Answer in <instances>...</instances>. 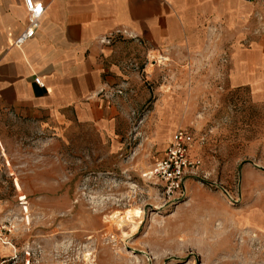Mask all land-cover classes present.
<instances>
[{
	"label": "rangeland",
	"instance_id": "374dc122",
	"mask_svg": "<svg viewBox=\"0 0 264 264\" xmlns=\"http://www.w3.org/2000/svg\"><path fill=\"white\" fill-rule=\"evenodd\" d=\"M160 56L125 64L117 144L73 120L11 121L0 227L21 264H264V102L229 89L221 62ZM180 127L205 140L168 202L146 175ZM131 209L134 227L118 221Z\"/></svg>",
	"mask_w": 264,
	"mask_h": 264
},
{
	"label": "crops",
	"instance_id": "0c3cea01",
	"mask_svg": "<svg viewBox=\"0 0 264 264\" xmlns=\"http://www.w3.org/2000/svg\"><path fill=\"white\" fill-rule=\"evenodd\" d=\"M33 1L44 6L37 28L16 46L14 38L27 26L26 6L0 0V210L9 185L2 162L11 121L31 126L73 120L117 144L122 99L99 90L136 75L127 61L174 53L209 57L222 63L229 89L248 87L253 101L264 102V32L253 33L255 8L245 0ZM116 29L126 34L100 41ZM20 262L9 240H0V264Z\"/></svg>",
	"mask_w": 264,
	"mask_h": 264
},
{
	"label": "built area",
	"instance_id": "2783aa9c",
	"mask_svg": "<svg viewBox=\"0 0 264 264\" xmlns=\"http://www.w3.org/2000/svg\"><path fill=\"white\" fill-rule=\"evenodd\" d=\"M27 9V26L14 38L13 43L16 46L22 45L27 39L32 37L38 25V18L41 16L44 6L41 2L35 3L33 0H23ZM255 8V17L264 18V0H245ZM126 31L116 29L107 36L100 39L101 42L109 43L115 35H125ZM34 81L42 84L39 77ZM121 84L114 88H100L99 94L106 98H115L123 94ZM205 140L204 136L195 138L191 133L183 128L175 129L165 147L162 155L154 161L146 177L158 186L161 197L168 201H176L184 196L185 181L193 176L201 165L200 159L191 156L189 148L192 146H201ZM3 227H0V240L4 239Z\"/></svg>",
	"mask_w": 264,
	"mask_h": 264
},
{
	"label": "bare ground",
	"instance_id": "6f19581e",
	"mask_svg": "<svg viewBox=\"0 0 264 264\" xmlns=\"http://www.w3.org/2000/svg\"><path fill=\"white\" fill-rule=\"evenodd\" d=\"M141 216V212L138 209H131L127 210L123 217H118V221H124V219H127L131 223V227H134V218H138ZM115 218V217H114Z\"/></svg>",
	"mask_w": 264,
	"mask_h": 264
}]
</instances>
